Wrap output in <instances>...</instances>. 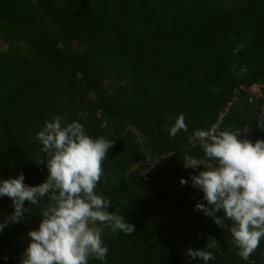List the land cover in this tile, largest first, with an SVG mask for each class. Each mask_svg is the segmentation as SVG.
Here are the masks:
<instances>
[{"label":"trees","instance_id":"16d2710c","mask_svg":"<svg viewBox=\"0 0 264 264\" xmlns=\"http://www.w3.org/2000/svg\"><path fill=\"white\" fill-rule=\"evenodd\" d=\"M0 42V181L23 174L34 187L47 178L36 136L57 116L115 141L96 191L135 231L106 228L108 255L89 264H204L186 252L210 238L220 248L207 264H264V239L242 260L228 228L195 209L211 206L191 181L215 164L195 131L222 121L220 130L264 141V130L255 131L264 0H0ZM181 113L188 130L172 137ZM186 152L201 166L185 168ZM46 203L25 201L29 211L0 231V264H20L30 237L15 238L38 229ZM0 210L10 217L12 200L0 196Z\"/></svg>","mask_w":264,"mask_h":264},{"label":"clouds","instance_id":"9594fccd","mask_svg":"<svg viewBox=\"0 0 264 264\" xmlns=\"http://www.w3.org/2000/svg\"><path fill=\"white\" fill-rule=\"evenodd\" d=\"M256 121L264 130V116ZM220 123L194 132L202 142L204 156L215 162L191 177L192 186L203 192L204 201L211 206L197 203L195 209L220 228H228L237 255L249 261L264 239V141L241 139L247 130H220ZM182 130H188L183 113L168 131L175 137ZM36 138L42 144L40 151L47 156L46 163L40 159L37 164H46L47 178L34 187L24 184L23 174L0 181V196L10 198L14 208L13 214L0 224V231L8 223L19 222L29 211L23 207L25 201L38 206L46 198L38 229L27 233L30 242L20 264H89L90 258L105 261L109 251L103 239L105 229L129 235L135 231L123 215L107 211L110 201L96 191L105 175L104 161L115 141L102 136L93 139L81 123H65L63 116L46 122ZM183 160L185 168L195 169L202 164L187 152ZM186 183L180 180L181 185ZM220 210L223 217L216 216ZM225 220L231 221L230 227ZM219 248L217 241L210 238L204 249H188L186 255L207 264L215 259L214 251Z\"/></svg>","mask_w":264,"mask_h":264},{"label":"rangeland","instance_id":"374dc122","mask_svg":"<svg viewBox=\"0 0 264 264\" xmlns=\"http://www.w3.org/2000/svg\"><path fill=\"white\" fill-rule=\"evenodd\" d=\"M0 47H2V44L0 42ZM250 93L251 95L253 96H257V95H260V89L258 86H253L252 88H250ZM262 116H264V105L262 107V112H261ZM260 129V127L257 126V128L255 129V131H258ZM246 131V130H244ZM252 136V131L250 130H247V132H244L242 133V136L240 137L241 139H248L250 140ZM152 166V164L149 166V168ZM0 219L2 222H5L6 221V216L4 214V211L0 210ZM16 240H20L22 242H28L29 241V237L28 235H23V236H20V237H16L15 238Z\"/></svg>","mask_w":264,"mask_h":264}]
</instances>
